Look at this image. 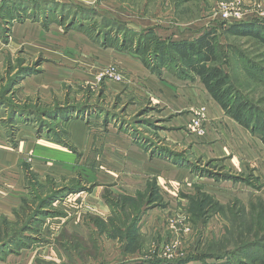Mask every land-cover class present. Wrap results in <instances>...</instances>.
<instances>
[{
	"label": "rangeland",
	"instance_id": "374dc122",
	"mask_svg": "<svg viewBox=\"0 0 264 264\" xmlns=\"http://www.w3.org/2000/svg\"><path fill=\"white\" fill-rule=\"evenodd\" d=\"M234 2L264 22V0H0V264L264 256L260 132L164 51L212 32L263 132L264 45L226 32Z\"/></svg>",
	"mask_w": 264,
	"mask_h": 264
},
{
	"label": "trees",
	"instance_id": "16d2710c",
	"mask_svg": "<svg viewBox=\"0 0 264 264\" xmlns=\"http://www.w3.org/2000/svg\"><path fill=\"white\" fill-rule=\"evenodd\" d=\"M226 32L234 36L254 37L264 45V22L232 21L227 24ZM220 49L221 45L219 41L210 31L203 32L198 37L188 41H170L164 45V51H168L172 55V62L184 64L185 70L200 80L210 97L240 126L251 131L253 130L255 133L260 132L261 141L264 145V131L262 132L257 125L260 121L259 116L252 113L249 104L240 99L235 87L230 84L227 76L221 69ZM159 60L161 61L160 58ZM248 246L238 249L237 253L242 254V262L247 261L243 251L254 245ZM234 254L236 255L235 252H232L229 256L233 257L235 256ZM253 261L255 264H264V256L258 255ZM225 262L224 264H228L227 261Z\"/></svg>",
	"mask_w": 264,
	"mask_h": 264
},
{
	"label": "built area",
	"instance_id": "2783aa9c",
	"mask_svg": "<svg viewBox=\"0 0 264 264\" xmlns=\"http://www.w3.org/2000/svg\"><path fill=\"white\" fill-rule=\"evenodd\" d=\"M220 16L224 21H239L242 18L243 13L239 8V3H221L219 6ZM260 15L264 17V9L261 10ZM109 74L115 78H119V75L115 68H109ZM199 116H202L199 115Z\"/></svg>",
	"mask_w": 264,
	"mask_h": 264
}]
</instances>
